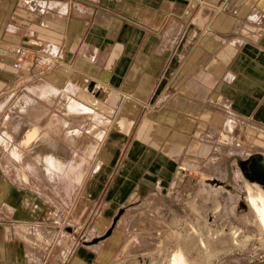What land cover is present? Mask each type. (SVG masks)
Here are the masks:
<instances>
[{
	"label": "crops",
	"instance_id": "crops-1",
	"mask_svg": "<svg viewBox=\"0 0 264 264\" xmlns=\"http://www.w3.org/2000/svg\"><path fill=\"white\" fill-rule=\"evenodd\" d=\"M0 144V264H105L119 209L264 157V0H0Z\"/></svg>",
	"mask_w": 264,
	"mask_h": 264
},
{
	"label": "rangeland",
	"instance_id": "rangeland-1",
	"mask_svg": "<svg viewBox=\"0 0 264 264\" xmlns=\"http://www.w3.org/2000/svg\"><path fill=\"white\" fill-rule=\"evenodd\" d=\"M35 145L39 146L37 139ZM40 145L45 148V159L40 163L47 172L70 162V159L53 158L56 157L54 145ZM76 146L77 152L85 150L82 144ZM72 147L63 144L62 154L71 155ZM5 150L6 146L0 144L2 165L7 162ZM34 154L39 155L37 148ZM9 161L17 166L33 164V160L28 159ZM72 162L76 165L85 161L74 159ZM220 170L222 174L211 179L201 175L200 192L181 191L169 196L173 204L169 211L164 206L166 201L161 199L136 211L123 209L113 225L112 218L107 228L94 230L92 240L98 254L101 245L107 247L104 260L100 255V261L105 264H169L171 254L177 250L184 256V264H250L264 258V231L248 202V187L255 192L258 185L264 192V186L247 179L236 164ZM49 175H46L47 187L52 178ZM60 189L59 196L68 201L67 188L62 184ZM111 226L109 235L103 237Z\"/></svg>",
	"mask_w": 264,
	"mask_h": 264
},
{
	"label": "bare ground",
	"instance_id": "bare-ground-1",
	"mask_svg": "<svg viewBox=\"0 0 264 264\" xmlns=\"http://www.w3.org/2000/svg\"><path fill=\"white\" fill-rule=\"evenodd\" d=\"M33 133L34 131L31 132V134ZM24 139H26V137ZM248 192V202L252 208V211H254V215H256L259 226L264 231V192L258 187V185L255 192L251 191L248 187ZM169 264H184V256L182 253L178 250L174 251L170 256Z\"/></svg>",
	"mask_w": 264,
	"mask_h": 264
},
{
	"label": "water",
	"instance_id": "water-1",
	"mask_svg": "<svg viewBox=\"0 0 264 264\" xmlns=\"http://www.w3.org/2000/svg\"><path fill=\"white\" fill-rule=\"evenodd\" d=\"M247 179H250L249 174L252 175L253 180L257 181L258 183L264 181V157L261 154H254L253 156L249 157V161L247 164V170L243 172ZM123 209H119L118 213L113 217L112 225L116 221L119 214L122 212ZM112 226L109 227L106 232L104 233L103 237L109 235L111 232ZM250 264H264V258H261L257 261H254Z\"/></svg>",
	"mask_w": 264,
	"mask_h": 264
},
{
	"label": "built area",
	"instance_id": "built-area-1",
	"mask_svg": "<svg viewBox=\"0 0 264 264\" xmlns=\"http://www.w3.org/2000/svg\"><path fill=\"white\" fill-rule=\"evenodd\" d=\"M6 51L9 55H11L14 58L12 66L15 68L18 67L21 59H23L27 54V50L24 47L16 46V45H8ZM45 63L46 65L51 64V59H47Z\"/></svg>",
	"mask_w": 264,
	"mask_h": 264
},
{
	"label": "flooded vegetation",
	"instance_id": "flooded-vegetation-1",
	"mask_svg": "<svg viewBox=\"0 0 264 264\" xmlns=\"http://www.w3.org/2000/svg\"><path fill=\"white\" fill-rule=\"evenodd\" d=\"M253 155H251V156H253ZM248 161H249V158L245 162H243V164H242V170H243V172L247 170ZM249 177H250V179H253L252 175H250V174H249ZM260 183L264 186V181H262Z\"/></svg>",
	"mask_w": 264,
	"mask_h": 264
}]
</instances>
